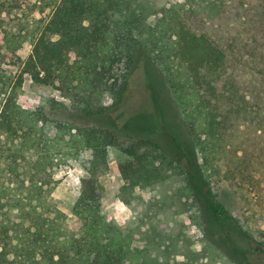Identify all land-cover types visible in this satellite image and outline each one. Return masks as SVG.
<instances>
[{
	"label": "trees",
	"instance_id": "16d2710c",
	"mask_svg": "<svg viewBox=\"0 0 264 264\" xmlns=\"http://www.w3.org/2000/svg\"><path fill=\"white\" fill-rule=\"evenodd\" d=\"M150 8L141 0L59 1L22 73L59 93L51 109L95 119L122 103L135 58L143 52L160 68L205 174L220 176L238 190L260 186L264 0L179 5L165 10L154 25L147 22ZM0 33L12 52L19 48L22 36L2 1ZM4 61L0 51V64ZM2 80L0 264H168L136 248L130 232L103 213L91 192L74 203L72 212L81 225L70 228L68 216L50 201L55 190L51 173L84 151L92 152V171L97 172L106 165L109 149L116 148L129 158L121 166L129 187H154L180 173L175 157L152 139L133 141L109 126L61 120L43 108L27 110L18 102L22 78L14 85ZM194 192L199 210L221 227L234 262L243 257L245 264H254L249 263L257 250L252 235L222 202Z\"/></svg>",
	"mask_w": 264,
	"mask_h": 264
},
{
	"label": "rangeland",
	"instance_id": "374dc122",
	"mask_svg": "<svg viewBox=\"0 0 264 264\" xmlns=\"http://www.w3.org/2000/svg\"><path fill=\"white\" fill-rule=\"evenodd\" d=\"M0 1L5 2L10 12L15 32L22 36L19 48L12 52L4 45L0 33V51L5 56L4 63L0 64V76L3 82L12 85L22 78L18 102L23 108L30 111L43 108L58 119L80 125L109 126L128 133L133 141L152 139L170 152L180 166V173L165 183L132 189L121 173V166L129 158L116 148L109 149L106 165L97 172L93 170L95 173L91 151L68 158L51 173L55 190L50 201L68 216L70 228L77 230L81 225L72 212L74 203L82 194L91 192L99 199L103 213L125 232L128 230L133 245L145 250L151 258L168 264H245L243 257L234 262L233 251L222 236L221 227L199 210L192 191H202L222 202L252 235L251 245L257 250L249 257V263L264 264V253L260 252L264 249V182L238 190L220 176L205 174L200 152L189 144L183 121L158 66L139 52L130 71L124 100L105 116L88 119L80 118L71 110H53L52 102L60 100L59 93L52 87L33 83L22 73V66L61 0ZM141 1L150 2L152 8L147 22L154 25L171 7L196 4L206 7L213 0ZM71 57L74 59L75 55ZM255 256L257 261L253 260Z\"/></svg>",
	"mask_w": 264,
	"mask_h": 264
}]
</instances>
